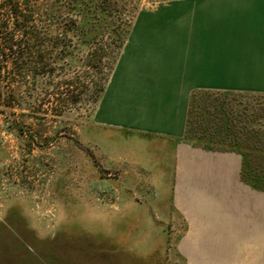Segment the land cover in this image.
I'll return each instance as SVG.
<instances>
[{"label": "rangeland", "instance_id": "obj_1", "mask_svg": "<svg viewBox=\"0 0 264 264\" xmlns=\"http://www.w3.org/2000/svg\"><path fill=\"white\" fill-rule=\"evenodd\" d=\"M123 1L134 16L175 0ZM120 53L96 69L83 67L86 57L63 116L27 117L15 127L0 114V264H227L216 259L218 247L264 246V196L234 205L203 198L204 215L177 206L168 172L174 142L94 121L99 101L87 89L107 86ZM196 108L219 120L225 113L226 139L215 147L242 152L250 165L264 159V96L198 92ZM245 215L260 236H238ZM203 218L216 228L189 237L205 228ZM226 224L242 232L226 236Z\"/></svg>", "mask_w": 264, "mask_h": 264}, {"label": "crops", "instance_id": "obj_2", "mask_svg": "<svg viewBox=\"0 0 264 264\" xmlns=\"http://www.w3.org/2000/svg\"><path fill=\"white\" fill-rule=\"evenodd\" d=\"M196 92L264 96V0H175L141 10L94 115L100 125L174 142L168 172L175 175L177 206L202 214L203 198L260 202L264 193L242 181L241 152L210 151L185 139ZM202 221L206 229L189 237L216 228L212 218ZM247 221L246 215L239 221L246 232L238 236H260ZM224 228L226 236L242 232ZM215 254L227 264H264V246L218 247Z\"/></svg>", "mask_w": 264, "mask_h": 264}, {"label": "trees", "instance_id": "obj_3", "mask_svg": "<svg viewBox=\"0 0 264 264\" xmlns=\"http://www.w3.org/2000/svg\"><path fill=\"white\" fill-rule=\"evenodd\" d=\"M136 15L123 0H0V114L15 127L27 117L63 116L75 103L86 57L83 67L94 69L111 61ZM105 88L92 82L87 89L92 102ZM197 93L191 95L185 139L195 147L228 151L214 146L226 139L225 113L221 120L210 111L198 116ZM217 122L222 126L211 131ZM261 166L264 159L250 165L243 154L242 181L258 191H264Z\"/></svg>", "mask_w": 264, "mask_h": 264}]
</instances>
